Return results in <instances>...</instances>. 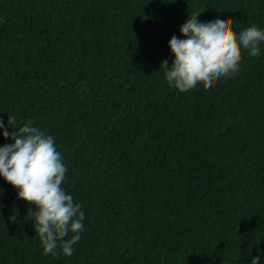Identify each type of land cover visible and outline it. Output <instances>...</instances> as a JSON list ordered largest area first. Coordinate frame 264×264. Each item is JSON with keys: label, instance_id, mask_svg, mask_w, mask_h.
<instances>
[{"label": "trees", "instance_id": "16d2710c", "mask_svg": "<svg viewBox=\"0 0 264 264\" xmlns=\"http://www.w3.org/2000/svg\"><path fill=\"white\" fill-rule=\"evenodd\" d=\"M198 13L264 29V0H0V118L54 137L85 213L73 254L44 255L0 176V264H264V42L182 93L160 65Z\"/></svg>", "mask_w": 264, "mask_h": 264}, {"label": "clouds", "instance_id": "9594fccd", "mask_svg": "<svg viewBox=\"0 0 264 264\" xmlns=\"http://www.w3.org/2000/svg\"><path fill=\"white\" fill-rule=\"evenodd\" d=\"M192 14L180 27L184 39L175 35L169 41L174 60H167L160 68L170 87L187 92L199 84L210 89L222 78L227 79L240 71L244 50L259 57L264 42V29L252 25L237 33L233 20L214 19L200 22ZM9 132L0 118L3 136L14 143L0 146V176L18 190V198L34 205L28 213L34 218L33 227L44 255L71 256L74 245L81 239L85 213L82 205L74 202L63 184L68 171L61 153L57 151L52 135L46 134L33 121L17 128L14 115L8 116ZM15 221L17 216H10ZM71 233V238L66 239ZM251 264H260V256Z\"/></svg>", "mask_w": 264, "mask_h": 264}]
</instances>
